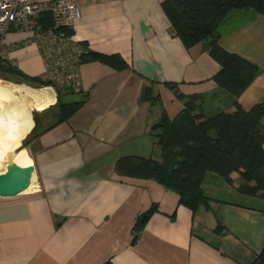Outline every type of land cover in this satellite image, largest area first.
<instances>
[{
	"label": "crops",
	"instance_id": "0c3cea01",
	"mask_svg": "<svg viewBox=\"0 0 264 264\" xmlns=\"http://www.w3.org/2000/svg\"><path fill=\"white\" fill-rule=\"evenodd\" d=\"M74 1L82 9L71 37L79 52L119 55L130 69L118 72L98 62L75 66L76 94L64 101L81 94L88 100L50 128L41 118L55 112V89L18 84L0 72V113L29 111L32 127L22 147L35 168L33 186L0 196V264H253L264 244V215L218 197H240L233 188L204 185L209 206L192 212L157 182L115 171L124 158L157 156L149 130L160 108L143 101L146 87L159 95L170 119L183 104L166 83L178 84L185 96H220L214 107L228 102L213 81L220 67L208 54V42L186 49L162 8L165 0ZM219 32L224 50L261 70L237 100L248 111L264 101V16L232 12ZM3 53L0 61L23 75L50 79L41 47L27 30L12 28ZM152 206L157 211L132 243L137 219Z\"/></svg>",
	"mask_w": 264,
	"mask_h": 264
},
{
	"label": "trees",
	"instance_id": "16d2710c",
	"mask_svg": "<svg viewBox=\"0 0 264 264\" xmlns=\"http://www.w3.org/2000/svg\"><path fill=\"white\" fill-rule=\"evenodd\" d=\"M162 8L174 34L186 49L208 42V54L220 67L213 81L227 95L228 102L223 103V107H214L220 96H185L178 90V84L166 83L165 87L183 104L180 113L170 119L159 95L154 94L152 87H146L143 101L160 108L157 121L149 130L157 156L150 159L124 158L117 162L115 171L122 177L157 182L177 194L179 204L192 212L201 206H209L210 198L204 185L209 175H213L222 179L240 197L249 200L251 203H246L249 208L264 215V101L248 111L242 109L237 101L261 70L240 56L227 52L219 44L220 25L232 12L246 11L254 16H264V0H165ZM44 20L47 29L51 26L48 16ZM65 33L72 37V30H65ZM92 62L118 72L130 69L119 55L98 54L87 48L80 52L74 66ZM0 72L15 76L18 84L55 89L57 103L51 115L55 122L48 128L68 121L88 100L87 94H81L78 101L66 102L65 96L76 94L72 87L61 86L51 79L29 78L2 61ZM33 116L37 124L38 116L35 113ZM27 145L25 140L23 146ZM234 174L240 177L238 186H234ZM156 211L157 208L152 206L139 216L132 229V243L137 241L146 219ZM216 231L224 233L221 224ZM253 264H264V244Z\"/></svg>",
	"mask_w": 264,
	"mask_h": 264
},
{
	"label": "built area",
	"instance_id": "2783aa9c",
	"mask_svg": "<svg viewBox=\"0 0 264 264\" xmlns=\"http://www.w3.org/2000/svg\"><path fill=\"white\" fill-rule=\"evenodd\" d=\"M46 16L51 25L47 29ZM81 18L82 9L74 0H0V60L6 34L22 28L40 45L50 79L77 90L74 65L80 52L65 30H72Z\"/></svg>",
	"mask_w": 264,
	"mask_h": 264
},
{
	"label": "bare ground",
	"instance_id": "6f19581e",
	"mask_svg": "<svg viewBox=\"0 0 264 264\" xmlns=\"http://www.w3.org/2000/svg\"><path fill=\"white\" fill-rule=\"evenodd\" d=\"M4 91L0 88V102ZM49 106V101L37 106L39 111ZM32 127L29 111L25 108L13 112L0 113V172L13 162L21 167L32 165L27 149L22 148V140Z\"/></svg>",
	"mask_w": 264,
	"mask_h": 264
},
{
	"label": "water",
	"instance_id": "95a60500",
	"mask_svg": "<svg viewBox=\"0 0 264 264\" xmlns=\"http://www.w3.org/2000/svg\"><path fill=\"white\" fill-rule=\"evenodd\" d=\"M33 165L21 167L13 162L6 165V170L0 173V196H13L23 192L34 179Z\"/></svg>",
	"mask_w": 264,
	"mask_h": 264
},
{
	"label": "rangeland",
	"instance_id": "374dc122",
	"mask_svg": "<svg viewBox=\"0 0 264 264\" xmlns=\"http://www.w3.org/2000/svg\"><path fill=\"white\" fill-rule=\"evenodd\" d=\"M4 77H8V76H4ZM15 79L18 80L17 78H15ZM78 99L79 98L75 99V101H78ZM41 120L44 122V124H47V125L54 122V119L51 117V115L50 116H46V118L45 117L41 118ZM38 121H39V119H38ZM234 182H235L234 186L235 185H237V186L239 185V183H240L239 175L234 174ZM33 185H34V182H32V186ZM216 185L217 186L221 185L224 188H228V186L225 184V182L222 179H220V178H218L216 176L213 177V175H209V177H208V179L206 181V184H205L206 190L209 189V187H211V186L214 187ZM32 189L33 188H31L29 191H31ZM218 197L221 198L222 200H228V201H234V202H244V203H249V204L251 203L250 201H246L247 199L239 197V196H237V195H235L233 193L232 194H227L226 192H224L223 194H220Z\"/></svg>",
	"mask_w": 264,
	"mask_h": 264
}]
</instances>
